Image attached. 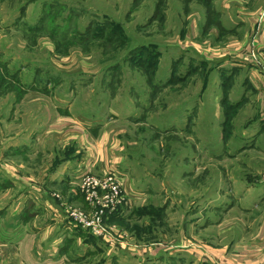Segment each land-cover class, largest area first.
<instances>
[{
	"label": "crops",
	"instance_id": "crops-1",
	"mask_svg": "<svg viewBox=\"0 0 264 264\" xmlns=\"http://www.w3.org/2000/svg\"><path fill=\"white\" fill-rule=\"evenodd\" d=\"M153 1L136 8L132 4L128 27L111 18L121 23L127 48L132 40L141 44L132 50L152 46L159 53L157 66L169 67L172 74L185 62L194 69L202 60L222 78L233 75L235 82H241V97L237 101L230 97L229 108L238 107L231 139L224 145L223 131L220 136V158L230 154L229 164L221 166L225 180L234 186L222 192L221 201L231 200L229 208L213 211L207 205L211 201L207 193L194 196L192 204H202L188 212L192 229L188 244H183L206 264H264V24L256 30L264 0H165L164 21L158 20L161 13ZM155 24H159L156 30L139 38L130 29L135 26L141 31ZM153 36L157 44L149 42ZM66 77L60 74L55 88L73 92L72 101H13L12 115L0 113L1 131L5 118L13 121L21 120L23 114L33 115L30 130L19 133L15 128L7 141L0 137V186L7 198L11 195L0 207V264H176V257H168L178 251L179 244H144L135 240L125 223L134 214L130 197L142 200L145 194L149 199L150 190L158 185L156 173L144 169L131 155L128 135L111 125L110 115L100 120L97 115L78 112L77 105L84 101H76L77 79L73 88ZM223 83L211 85L213 92L220 88L223 93ZM208 102L198 101L193 121L198 116L205 118ZM220 105L216 104L217 111ZM232 136L234 150L229 145ZM210 150L209 146L202 150L195 144L190 147L193 156L189 159L195 165L192 175L200 168L195 155ZM89 165L98 173L116 171L123 180L126 198L110 217V223L127 234L121 241L94 238L68 216V205L89 209L77 180ZM137 166L144 169L142 175L136 172ZM14 188L19 191L14 193Z\"/></svg>",
	"mask_w": 264,
	"mask_h": 264
},
{
	"label": "rangeland",
	"instance_id": "rangeland-1",
	"mask_svg": "<svg viewBox=\"0 0 264 264\" xmlns=\"http://www.w3.org/2000/svg\"><path fill=\"white\" fill-rule=\"evenodd\" d=\"M147 1L0 0V113L12 115L10 104L13 101H72L73 92L56 89L55 84L60 74L69 77L73 88L77 79L76 101H84L77 105L78 112L85 116L97 115L100 120H107L110 115L111 125L128 135L125 139L131 147V155L143 163L144 169L157 175L158 185L150 190L149 199L146 200L145 194L142 200L130 197L134 214L126 219L128 230L135 240L147 245L179 244L174 253L177 256L169 253L168 257H176V264H206L183 244L187 243L192 229L188 212L202 204L196 201L193 205L192 198L206 193L211 199L207 205L213 211L229 208L231 200L221 201L224 199L222 192L234 186L225 180L221 168L222 163L229 164L230 154L220 158L223 152L220 136L223 131L224 145L231 139L238 107L229 108L230 97L233 101L241 97V82H235L233 75L222 78V74L214 73L212 66L204 65L202 60L197 61L198 67L194 69L189 67L190 62H185L178 73L172 74L167 71L169 67L157 66L155 48L132 50L141 45L133 40L127 48L122 42L126 33L116 25L124 22L127 26L132 4L136 8ZM156 2L161 13L158 20L164 21L165 0H155L153 6ZM263 24L264 10L257 16L256 30ZM158 25L141 31L135 26L130 29L139 38L140 34L144 36L156 30ZM166 35L170 37V33ZM149 42L157 44L159 41L153 36ZM50 48L54 52L49 51ZM222 81L224 92L220 94V88L213 92L211 85L214 88ZM87 86L94 88L91 90ZM198 101H209L204 108L206 116L204 119L198 116L193 121ZM216 104L220 105L218 111ZM23 109L28 110L27 107ZM22 117L21 120H2L5 129L0 130V137L7 141L15 128L19 133L30 130L33 115L27 113ZM13 123H19L20 127H12ZM235 125L239 123L235 121ZM234 142L232 136L229 144L232 150ZM194 144L200 150L204 146L211 149L207 154L195 155L200 158L196 162V167H200L196 176L192 175L195 165L189 159L193 155L188 152ZM144 169L137 166L136 172L142 175ZM84 171L77 176L79 183ZM2 190L0 186V207L11 196L8 194L7 198ZM21 190L26 192L23 187ZM18 191L14 188V193ZM123 194L126 198L124 188ZM56 196L61 199L60 195ZM229 196L230 193L228 198L231 199ZM68 208L82 210L75 205H68ZM126 237L112 232L107 242L114 243Z\"/></svg>",
	"mask_w": 264,
	"mask_h": 264
},
{
	"label": "built area",
	"instance_id": "built-area-1",
	"mask_svg": "<svg viewBox=\"0 0 264 264\" xmlns=\"http://www.w3.org/2000/svg\"><path fill=\"white\" fill-rule=\"evenodd\" d=\"M259 27L257 30H260ZM94 166V165H93ZM88 166L80 178V191L89 209L68 208L69 218L77 226L86 229L93 237L109 241L112 232L125 237V231L111 227L108 221L124 202L123 180L116 171L98 173Z\"/></svg>",
	"mask_w": 264,
	"mask_h": 264
},
{
	"label": "trees",
	"instance_id": "trees-1",
	"mask_svg": "<svg viewBox=\"0 0 264 264\" xmlns=\"http://www.w3.org/2000/svg\"><path fill=\"white\" fill-rule=\"evenodd\" d=\"M113 23H114V22H113ZM116 26H118V27H121V28H122V26H121V25H120V26H119V25H116ZM122 39H123V41H122V42H124V44H125V43H126V40H125V38H124V37H122ZM151 47H152V46H151ZM141 48H149V47H141ZM152 48H153V47H152ZM155 52L157 53V61H156V64H157V62H158V58H159V53H158L157 51H155ZM156 64H155V66H156ZM112 215H113V214H112ZM112 215H111V216H112ZM108 223H109V224H111V223H110V219H109ZM94 238H95V237H94Z\"/></svg>",
	"mask_w": 264,
	"mask_h": 264
}]
</instances>
